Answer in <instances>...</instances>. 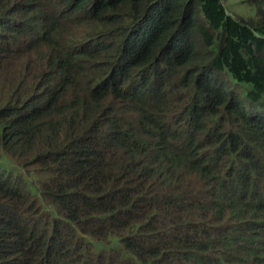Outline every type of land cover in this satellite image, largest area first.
Wrapping results in <instances>:
<instances>
[{
	"label": "trees",
	"instance_id": "16d2710c",
	"mask_svg": "<svg viewBox=\"0 0 264 264\" xmlns=\"http://www.w3.org/2000/svg\"><path fill=\"white\" fill-rule=\"evenodd\" d=\"M0 0V264H264V0Z\"/></svg>",
	"mask_w": 264,
	"mask_h": 264
},
{
	"label": "rangeland",
	"instance_id": "374dc122",
	"mask_svg": "<svg viewBox=\"0 0 264 264\" xmlns=\"http://www.w3.org/2000/svg\"><path fill=\"white\" fill-rule=\"evenodd\" d=\"M228 13L233 16L249 17L254 13L243 0H222Z\"/></svg>",
	"mask_w": 264,
	"mask_h": 264
}]
</instances>
